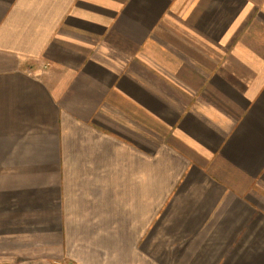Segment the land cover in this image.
Returning a JSON list of instances; mask_svg holds the SVG:
<instances>
[{
    "label": "crops",
    "instance_id": "obj_1",
    "mask_svg": "<svg viewBox=\"0 0 264 264\" xmlns=\"http://www.w3.org/2000/svg\"><path fill=\"white\" fill-rule=\"evenodd\" d=\"M0 264H264V0H0Z\"/></svg>",
    "mask_w": 264,
    "mask_h": 264
}]
</instances>
